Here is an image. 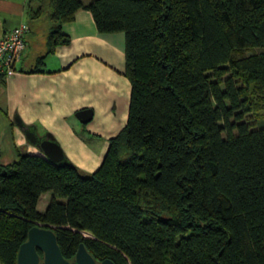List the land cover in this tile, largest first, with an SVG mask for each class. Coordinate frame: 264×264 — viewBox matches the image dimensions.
I'll use <instances>...</instances> for the list:
<instances>
[{
    "label": "trees",
    "instance_id": "16d2710c",
    "mask_svg": "<svg viewBox=\"0 0 264 264\" xmlns=\"http://www.w3.org/2000/svg\"><path fill=\"white\" fill-rule=\"evenodd\" d=\"M80 9L126 35L127 123L93 173L21 150L0 165V264L36 222L70 260L84 243L115 264H264V124L247 117L264 92V0H29L33 34L48 22L34 71Z\"/></svg>",
    "mask_w": 264,
    "mask_h": 264
},
{
    "label": "crops",
    "instance_id": "0c3cea01",
    "mask_svg": "<svg viewBox=\"0 0 264 264\" xmlns=\"http://www.w3.org/2000/svg\"><path fill=\"white\" fill-rule=\"evenodd\" d=\"M28 2L0 0V38L22 23L30 27L17 73L0 82V165L18 161L19 150L47 158L16 125L19 116L38 134L53 137L74 165L93 173L101 165L110 139L128 119L131 84L125 75L126 35L99 32L91 12L80 9L62 27L71 42L59 45L34 71L46 42L43 48L31 43L37 34L29 24ZM32 48L36 52L30 56ZM85 109L93 112L87 123L76 116Z\"/></svg>",
    "mask_w": 264,
    "mask_h": 264
},
{
    "label": "water",
    "instance_id": "95a60500",
    "mask_svg": "<svg viewBox=\"0 0 264 264\" xmlns=\"http://www.w3.org/2000/svg\"><path fill=\"white\" fill-rule=\"evenodd\" d=\"M92 110L85 109L77 113L78 119L87 123L92 118ZM16 125L24 132L28 142L38 147L49 161L56 165L71 162L61 145L49 135H40L34 126H27L22 119L15 118ZM42 253V256L40 255ZM17 264H115L111 259L101 262L91 254L84 243H80L74 258L67 259L62 253L57 235L52 227L34 225L28 231L27 240L20 246Z\"/></svg>",
    "mask_w": 264,
    "mask_h": 264
},
{
    "label": "built area",
    "instance_id": "2783aa9c",
    "mask_svg": "<svg viewBox=\"0 0 264 264\" xmlns=\"http://www.w3.org/2000/svg\"><path fill=\"white\" fill-rule=\"evenodd\" d=\"M30 27L22 23L5 33L0 38V72L6 77L17 73V64L27 49V39ZM86 237V233H83Z\"/></svg>",
    "mask_w": 264,
    "mask_h": 264
},
{
    "label": "rangeland",
    "instance_id": "374dc122",
    "mask_svg": "<svg viewBox=\"0 0 264 264\" xmlns=\"http://www.w3.org/2000/svg\"><path fill=\"white\" fill-rule=\"evenodd\" d=\"M47 29H48V22L46 20L41 21L36 26V31L38 34L36 35V38L31 41L32 44L34 43L35 47L38 46L39 48H43L44 43L46 42L45 34L47 32ZM35 43H38V45ZM260 51L261 49H258V48L246 49V50L237 51L235 56L236 57H248V56H252L253 54L259 53ZM35 52H36V49L32 48L30 56H32V54H35ZM250 90L253 92L251 87H250ZM262 96H264L263 91H257L256 94L251 93L253 104L256 107L255 108L252 107L249 114H247L248 120L257 127L264 124V98ZM50 198H51V193H46L45 196L42 198V200L40 201L39 208H38L40 212H44L46 210L47 206L49 205V204L48 205L46 204L48 203V201L50 202ZM36 224L44 225L38 222H36ZM87 235H89L87 237H92L91 234H87Z\"/></svg>",
    "mask_w": 264,
    "mask_h": 264
}]
</instances>
